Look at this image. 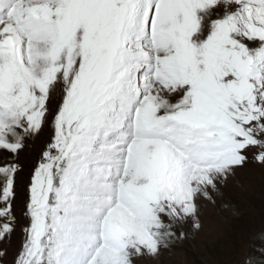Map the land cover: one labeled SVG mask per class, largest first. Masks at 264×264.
Returning a JSON list of instances; mask_svg holds the SVG:
<instances>
[{
	"label": "snow or ice",
	"instance_id": "1",
	"mask_svg": "<svg viewBox=\"0 0 264 264\" xmlns=\"http://www.w3.org/2000/svg\"><path fill=\"white\" fill-rule=\"evenodd\" d=\"M0 152L12 264L155 260L264 169V0H0Z\"/></svg>",
	"mask_w": 264,
	"mask_h": 264
},
{
	"label": "rangeland",
	"instance_id": "2",
	"mask_svg": "<svg viewBox=\"0 0 264 264\" xmlns=\"http://www.w3.org/2000/svg\"><path fill=\"white\" fill-rule=\"evenodd\" d=\"M43 137L19 154L26 176L36 157ZM4 154L0 152V160ZM23 205V195L17 200V214ZM202 227L162 252L146 264H245L250 258L264 256V169L248 167L240 170L234 180L223 189L216 205H206L201 211ZM260 236V237H258ZM19 230L9 242L4 264H12L20 246ZM247 259V260H246Z\"/></svg>",
	"mask_w": 264,
	"mask_h": 264
},
{
	"label": "trees",
	"instance_id": "3",
	"mask_svg": "<svg viewBox=\"0 0 264 264\" xmlns=\"http://www.w3.org/2000/svg\"><path fill=\"white\" fill-rule=\"evenodd\" d=\"M263 235V239H259L256 241H260L261 244L264 245V232L260 234V236ZM258 236V237H260ZM247 260V259H246ZM196 264H201L199 261ZM245 264H264V256L261 257H255V258H250L249 261H247Z\"/></svg>",
	"mask_w": 264,
	"mask_h": 264
}]
</instances>
